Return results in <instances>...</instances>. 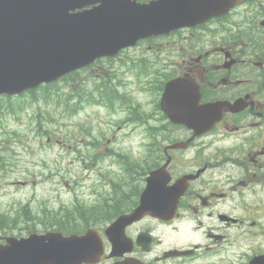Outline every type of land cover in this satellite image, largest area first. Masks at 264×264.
<instances>
[{"label":"flooded vegetation","instance_id":"1","mask_svg":"<svg viewBox=\"0 0 264 264\" xmlns=\"http://www.w3.org/2000/svg\"><path fill=\"white\" fill-rule=\"evenodd\" d=\"M138 47L169 50L171 58L162 53L160 67L173 68L172 78L194 79L202 102L222 100V120L184 149H167L193 132L164 118L161 131L170 126L172 138L160 133L153 142L155 168L169 157L172 182L194 176L177 215L168 222L146 216L130 224L125 234L132 249L122 256L108 254L97 264H248L258 256L264 264V0H242L222 17L148 38ZM142 177L133 174L130 188L137 195L129 198L130 210L138 204Z\"/></svg>","mask_w":264,"mask_h":264},{"label":"rangeland","instance_id":"2","mask_svg":"<svg viewBox=\"0 0 264 264\" xmlns=\"http://www.w3.org/2000/svg\"><path fill=\"white\" fill-rule=\"evenodd\" d=\"M139 53V50H133L123 57L127 59L131 54ZM76 84L73 76L45 91L40 90L38 98L43 97L46 101L45 104L39 100L40 108L37 105L27 107L30 97L19 100V122L3 124L9 132L16 134L9 135L11 140L0 144V158H3L1 153L5 151L3 145L6 143L9 151L5 158L12 165L10 170L6 168L0 172V214L5 216L3 222L8 227L14 223L13 233L7 235L11 231L7 228L6 236L27 231L42 232L48 230V224L58 221L62 226L81 229L85 226L77 219L81 209L94 206L101 195L113 194L111 185L107 184L110 180L121 181V189L127 190L123 164L115 162L122 158L115 152L126 155L133 149L128 158L131 156L137 168H142L144 128L127 136L135 124L128 123L127 112H112L94 105L75 110L72 105L76 102ZM131 87L137 90L139 83L132 82ZM125 90L128 92L130 88ZM133 94L132 101L146 108L150 95L138 91ZM2 139L7 140L3 136ZM22 181L27 186L14 184ZM64 209L70 210L69 222L64 218L61 220ZM183 234L190 236L191 232L185 230Z\"/></svg>","mask_w":264,"mask_h":264},{"label":"water","instance_id":"3","mask_svg":"<svg viewBox=\"0 0 264 264\" xmlns=\"http://www.w3.org/2000/svg\"><path fill=\"white\" fill-rule=\"evenodd\" d=\"M171 1L164 0L146 8L119 2V11H113V2L100 0L98 8L70 14V9L88 2L0 0V21L13 18L0 39V92H20L54 80L96 57L114 54L130 33L143 30L144 10L163 5L162 10L170 13ZM191 17V13H185L179 18ZM154 187L155 181L151 179L143 194V203H149ZM142 207L136 210L135 217L143 213ZM151 212L158 214L160 209L154 206ZM92 235L89 231L80 237L63 238L51 233L21 241L7 239L9 245L0 246V264H79L91 257L90 261H96L102 248Z\"/></svg>","mask_w":264,"mask_h":264},{"label":"trees","instance_id":"4","mask_svg":"<svg viewBox=\"0 0 264 264\" xmlns=\"http://www.w3.org/2000/svg\"><path fill=\"white\" fill-rule=\"evenodd\" d=\"M119 207H120L119 204L116 203V204H114L113 206H111L110 209H113V208H114L115 211L119 212V211H118V210H119ZM97 212H98V211H97ZM93 214H94V212H90V213H89V218H88V216L84 217L86 223H88L87 220H93L94 218H96V217L93 216ZM93 221H94V220H93Z\"/></svg>","mask_w":264,"mask_h":264}]
</instances>
